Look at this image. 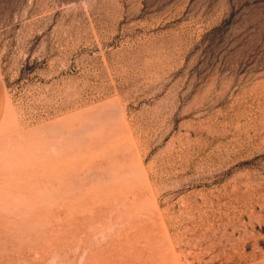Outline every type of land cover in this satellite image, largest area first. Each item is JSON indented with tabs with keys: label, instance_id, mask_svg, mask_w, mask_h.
I'll return each instance as SVG.
<instances>
[{
	"label": "rangeland",
	"instance_id": "1",
	"mask_svg": "<svg viewBox=\"0 0 264 264\" xmlns=\"http://www.w3.org/2000/svg\"><path fill=\"white\" fill-rule=\"evenodd\" d=\"M157 248L264 264V0H0V264Z\"/></svg>",
	"mask_w": 264,
	"mask_h": 264
},
{
	"label": "crops",
	"instance_id": "2",
	"mask_svg": "<svg viewBox=\"0 0 264 264\" xmlns=\"http://www.w3.org/2000/svg\"><path fill=\"white\" fill-rule=\"evenodd\" d=\"M128 253H118L113 259L110 252L92 256L91 264H179L174 250L170 248L143 249L132 259Z\"/></svg>",
	"mask_w": 264,
	"mask_h": 264
}]
</instances>
